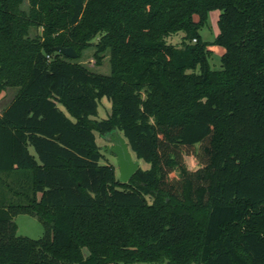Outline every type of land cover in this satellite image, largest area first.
<instances>
[{"label": "trees", "instance_id": "obj_1", "mask_svg": "<svg viewBox=\"0 0 264 264\" xmlns=\"http://www.w3.org/2000/svg\"><path fill=\"white\" fill-rule=\"evenodd\" d=\"M94 38L108 74L75 59ZM8 87L0 264H264V0H0ZM113 131L148 165L124 183L100 163ZM19 213L43 235H18Z\"/></svg>", "mask_w": 264, "mask_h": 264}, {"label": "rangeland", "instance_id": "obj_2", "mask_svg": "<svg viewBox=\"0 0 264 264\" xmlns=\"http://www.w3.org/2000/svg\"><path fill=\"white\" fill-rule=\"evenodd\" d=\"M218 9H212L208 12L207 22L204 26H202L199 30L201 37L210 42L209 48L212 50V55L209 58V63L211 68L219 69L221 66L220 57L224 52V47L213 43L218 32ZM182 33L177 35H173L169 37L167 40L171 43L178 44L180 42ZM96 38H94L89 46H87L80 54L79 57H76V61L84 65L87 69L102 73L108 74L110 72V63H109V53L104 52L101 54L99 58L95 55L96 47L94 43L96 42ZM16 87H8L0 94V113L8 105L13 96L16 93ZM111 108L110 101L107 98L103 97L98 106V118H105L107 116V112H109ZM96 134V141L100 147L101 152L103 153V158L100 160V163H110L115 166L116 172L117 163L115 156L109 151V147L112 145L111 141L108 139L109 134ZM143 167H147L148 165L144 162H140ZM186 163L190 168H196L197 164L193 156H186ZM13 221L17 225V234L28 236L30 238L37 239L43 235V225L39 221L36 216L27 214V213H19L13 217ZM130 264H139V263H130Z\"/></svg>", "mask_w": 264, "mask_h": 264}, {"label": "water", "instance_id": "obj_3", "mask_svg": "<svg viewBox=\"0 0 264 264\" xmlns=\"http://www.w3.org/2000/svg\"><path fill=\"white\" fill-rule=\"evenodd\" d=\"M56 51L68 57L75 58L77 53L71 47L57 46ZM108 139L112 145L109 151L115 156L118 170V179L124 183L134 174L140 165V161L135 159L131 154L127 142L124 137L118 132L113 131L108 135Z\"/></svg>", "mask_w": 264, "mask_h": 264}]
</instances>
